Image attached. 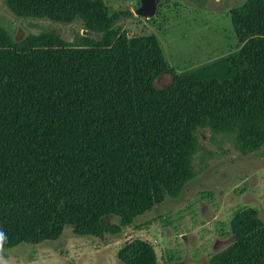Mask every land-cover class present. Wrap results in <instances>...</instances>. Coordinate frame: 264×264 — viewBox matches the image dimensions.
I'll return each mask as SVG.
<instances>
[{
  "label": "trees",
  "instance_id": "obj_1",
  "mask_svg": "<svg viewBox=\"0 0 264 264\" xmlns=\"http://www.w3.org/2000/svg\"><path fill=\"white\" fill-rule=\"evenodd\" d=\"M21 15L77 17L95 37L52 30L12 39L0 26V247L97 234L121 224L193 174V128L232 130L250 149L264 137V0L229 7L237 46L174 70L152 33L111 23L105 0H5ZM168 72L167 83L153 78ZM231 240L208 264H264V222L252 206L229 217ZM125 264H156L151 243L125 240Z\"/></svg>",
  "mask_w": 264,
  "mask_h": 264
},
{
  "label": "rangeland",
  "instance_id": "obj_2",
  "mask_svg": "<svg viewBox=\"0 0 264 264\" xmlns=\"http://www.w3.org/2000/svg\"><path fill=\"white\" fill-rule=\"evenodd\" d=\"M242 1L152 0V11L140 14L135 11L140 0H105L109 8L123 12L111 25L128 34H154L174 70L237 46L227 11ZM0 26L12 39L42 30L66 41L77 33L99 36L84 29L77 17L16 14L5 0H0ZM169 78L168 72H160L153 83L161 86ZM192 131L193 174L176 195L164 196L125 224L106 215L97 234L75 233L66 225L54 238L0 247V264H125L116 251L132 237L151 243L156 264H208L209 256L232 238L229 217L235 209L252 206L264 222V137L246 149L237 144L232 130L195 126Z\"/></svg>",
  "mask_w": 264,
  "mask_h": 264
},
{
  "label": "water",
  "instance_id": "obj_3",
  "mask_svg": "<svg viewBox=\"0 0 264 264\" xmlns=\"http://www.w3.org/2000/svg\"><path fill=\"white\" fill-rule=\"evenodd\" d=\"M152 9V0H140V4L135 8V11L140 14H147L150 13Z\"/></svg>",
  "mask_w": 264,
  "mask_h": 264
}]
</instances>
